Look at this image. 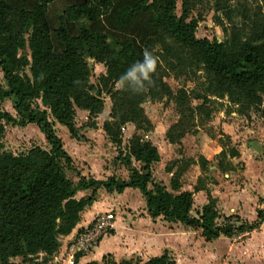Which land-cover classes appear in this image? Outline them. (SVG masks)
I'll list each match as a JSON object with an SVG mask.
<instances>
[{
	"label": "trees",
	"instance_id": "16d2710c",
	"mask_svg": "<svg viewBox=\"0 0 264 264\" xmlns=\"http://www.w3.org/2000/svg\"><path fill=\"white\" fill-rule=\"evenodd\" d=\"M53 1L36 0L35 4L15 7L14 0H0V72L5 83V88H0V103L9 101L16 114L14 118L0 111V139L2 123L17 127L34 125L49 147L48 150L34 147L25 155L13 156L3 152L0 144V264H13V259L38 255H43L45 262L50 260L59 249V241L70 235L81 214L97 201L100 189L117 194L126 189L137 190L151 219L161 217L168 224L199 229L205 242L219 237L231 240L239 233L256 230L264 220L261 211H257L256 223L249 225L232 216L224 217L223 225L218 226L221 215L209 194L198 218L192 217V194H172L152 180L150 167L159 162V155L151 143L137 135L130 140L124 155L119 152L121 164L129 171L126 181L115 177L105 181L80 178L74 184L66 177L65 168L71 165V160L54 127L65 128L73 140L80 141L75 111L87 112L91 120L102 114V93L90 84L92 69L88 61L105 68L100 80L111 86L120 84V90L112 94L111 122L103 125L111 143L121 145V129L127 124L135 129L150 126L142 109L144 103L148 99L159 102L172 97L160 68L157 67L152 82L146 83L139 93L120 82V77L143 59L145 49L168 64L171 71L178 65L194 63L201 67L210 96L226 99L240 116L257 113L264 126V19L255 16L250 25L240 26H224L217 19L224 39L209 41L195 38L196 21H188L185 10L180 17L176 16L177 0H127L132 4L117 13L114 27L121 28L136 16L148 15V32L156 33L146 36L142 48L137 50L130 41L117 42L89 28L109 14L115 0H81L80 5L65 9L57 27L51 30L46 14ZM227 9V2L213 8L214 12ZM67 23L80 24L77 35L68 34ZM156 45H160L161 52L155 50ZM166 59L169 61L165 62ZM26 69L30 76L26 75ZM199 110L205 113L200 123L208 120L212 112L205 106ZM181 124L182 120L166 133L172 145H180L185 136L183 133L173 137L172 130L181 128ZM229 155L234 157L235 152ZM220 157L219 165L223 168L225 154ZM131 161L141 165L140 168L132 167ZM198 163L205 172L208 163L203 158ZM204 182L199 180L195 191H206ZM179 187L173 179L172 191L177 192ZM88 191L86 197L76 198L78 193ZM234 223L239 226L235 228ZM81 255H75V264ZM144 264L174 263L165 252Z\"/></svg>",
	"mask_w": 264,
	"mask_h": 264
},
{
	"label": "rangeland",
	"instance_id": "374dc122",
	"mask_svg": "<svg viewBox=\"0 0 264 264\" xmlns=\"http://www.w3.org/2000/svg\"><path fill=\"white\" fill-rule=\"evenodd\" d=\"M225 2L228 3V9L226 11L214 12V6H222ZM183 10H185L188 14V21H196L197 28L195 31V38L207 39L209 41L216 40L217 42H222L224 37L221 32V28L218 26L217 19L221 20L224 26H240L242 24L250 25L255 16L256 18H258V20H260L261 18L264 19V15H262L264 14V0H177L175 10L176 16L180 17ZM152 35L155 36L156 33L151 32L149 36ZM155 50L157 52H161L160 45H156ZM184 56H188V53H186V55ZM140 59H142V55L140 56ZM168 61L169 60L166 59L165 62ZM88 65L91 67V63L89 61ZM167 66L168 64H165L158 59L157 67L160 68L163 82L170 89L172 97L163 98V100L159 102L148 99L142 106V109L145 118L150 123V126L147 127L146 125H143L140 126L139 129L132 130V128H135V126L127 124L121 129L122 138L121 145L119 146L112 144L108 137H103V125L105 122H111L110 109L112 106V94L113 92L120 90V84L117 83L111 86V84L100 80V74H103L105 72L103 67L98 66V68L94 67L93 69L91 67L92 76L90 78V84L95 86L102 93L100 96L104 106L102 114L91 120L88 117V113L86 115L79 113L78 110L75 111V125L76 128L79 127L78 135L81 138L80 141H72L73 139L70 137L66 129H59L58 131H55L56 136L62 143L63 150L65 152H70L72 155V160L70 159L71 165L65 168L66 177L70 181H72L74 184L77 183L79 181V173L81 172V170L84 171L88 163L95 164V166L99 168V171L108 172L109 174H112L117 178H126L129 171L128 168H125L121 164L119 152L124 155L128 151V146L131 143L130 140L134 135H137L144 141L151 143L159 150L162 162H160L159 166V168H161L159 170H156L157 172H159L157 174L163 180V182L166 185L169 184V179L163 172L166 169H170L173 170V172L179 173L178 177L181 178L183 187L185 189H188L189 187H194L197 182V171L192 166V164L195 159L196 162L198 161L201 149L199 148L201 141L200 138L203 135H207L212 138L220 136V138H218L219 147H221L222 149H226L227 154L229 152H234L236 149L235 143L224 136L221 133V129L217 128L216 125H213L216 123V120L218 118H221L220 113L224 111V107H227L229 109V112L234 113V116H232V123L237 131L241 130L240 128L253 126L255 133L257 134L259 128L261 129V120L257 113L250 112V120L249 116L243 117L238 115L236 107L230 106L227 103L226 99L219 100L210 96V92L207 90V83L204 79V74L201 67L193 63L191 65H178L173 71H171ZM25 73L27 76H30L28 69L25 70ZM0 88H5V83L3 82L1 72ZM176 99L179 102V108L176 105ZM204 106L206 110H210V112H212L213 114L210 115L208 120L200 123L201 120L205 119V113L200 111L199 108ZM0 111L7 112L14 118L16 117V114L13 111L12 105L9 101L0 103ZM247 119H249L248 122ZM181 120V128H174L172 130L174 138H176L179 134L185 133V136L183 138L184 140H182L181 145L179 146L178 144H176L173 146L166 144L165 142H167V140L164 137L166 136L165 134L168 131H171V128L178 126V124L181 123ZM221 120L225 119L221 118ZM93 124L95 125V127ZM2 126L3 134L0 139V144L3 148V152L9 153L13 156H19L25 155L34 147H39L45 150L49 149V147L45 143L43 135L35 126L27 125L25 127H17L6 125L4 123H2ZM197 127L200 129L199 131L196 130ZM241 132L242 131H239L238 133ZM83 134H86V136H84ZM68 139H70L73 144H76L74 149L70 146L68 147ZM162 139H164V141H162ZM211 152L212 150L209 151V154L207 155L210 156V154H212ZM186 163H191V167L185 169L184 164ZM131 166L139 169L141 165L136 164L135 162L133 163V161H131ZM205 175H207L208 178L205 181V185L208 188L216 184L213 182L212 176L217 179L223 180V176L216 174V172H213V170L205 173ZM203 177L204 175H202V178ZM102 178L106 179L107 175L104 174ZM151 178L156 179L157 176H152ZM230 180H232L230 192L238 193V191H240L239 189H242L244 187L242 181H244L245 179L240 175H233V177H229V181ZM218 185L220 191H229V187H227V185H224L223 183H220V181ZM167 187H169V185ZM250 189L253 195H256L259 191L257 185H255V188L253 187L252 189L251 187ZM98 192L97 201L102 203L103 208H106V212L95 216L90 223H88L84 228L80 230V232H82L85 228L90 227L93 224L94 220H96V218L103 215L112 217L110 219L111 226L106 228L104 235L92 249H87L84 253H81L83 256L93 253L103 239L110 238L114 235L113 226L117 218L122 217L121 221L122 224H124L122 225V228L125 229L129 234V232H133L138 229L139 224H141L140 219L144 217L143 212H146L145 202L140 193L128 192L121 197H118L117 195L111 196V193L109 194V192H106L103 189H100ZM225 194L226 193L222 194V196H225ZM86 196L87 195L85 194H80L77 195V198H84ZM262 202L263 200H261L257 196L256 201L253 202L255 206L242 209L240 218L235 215L239 214V212L231 213L227 215V217L237 216L240 221H242L241 218L248 220L250 217L255 216L253 218L255 222L253 221V223H256L257 208ZM192 217L196 219L198 218V215L195 211L192 212ZM223 218L224 216H221V218L217 221L218 226L223 225ZM160 222L162 221L160 220ZM181 226L183 228H187L183 225ZM234 226L235 228H237L239 226V223H234ZM142 229L145 230L144 227H142ZM262 229H264V220H262L256 230L252 232L239 233L231 240H229V243L234 246L235 251H238L241 248L240 246H243V244H245L247 240L253 238V236L261 232ZM195 231H197V229H195ZM144 233L145 232H141L142 235L140 236L143 237L145 235ZM75 236L70 242L68 241L69 243L66 242L64 243V245H62L63 239H61L59 241V249H61V252L57 251V253L52 256V259L60 258L62 261L60 264H66V256L67 254L71 255V252L72 254H74L75 259V255L79 254L74 252V249L78 247L77 245H74L73 242ZM125 237L127 238L125 244H131V239L128 237V235ZM197 237L198 236L196 235V238ZM122 238L126 239L124 237ZM61 247L64 249H62ZM198 249L199 248H196L195 250L198 251ZM126 250H128L129 252L128 247ZM165 252L167 253L169 259L173 262V254L167 251ZM127 258L128 259L126 260H123L121 258L116 259L112 254L105 253L102 259L97 264H144V262L139 261L138 257H136L135 255ZM115 260H117V263L115 262ZM48 261L49 260H47V262L44 261L43 255H38L25 259L19 258L16 262L17 264H48Z\"/></svg>",
	"mask_w": 264,
	"mask_h": 264
},
{
	"label": "crops",
	"instance_id": "0c3cea01",
	"mask_svg": "<svg viewBox=\"0 0 264 264\" xmlns=\"http://www.w3.org/2000/svg\"><path fill=\"white\" fill-rule=\"evenodd\" d=\"M23 3H26V5L27 3L35 4L36 0H14L15 7H19ZM81 3V0H54L47 8L46 19L49 28L51 30H54L57 27L58 18L65 9L71 6H78ZM131 4V1L115 0L113 8L109 12V14L100 18L95 23L90 24V30L94 33L105 34L109 38H112L117 42L130 41L135 49H141L142 42L146 38L145 36L150 35L146 27V22L149 19L148 15L136 16L132 21L128 22L121 28L114 27V19L117 13L124 7L130 6ZM66 29L69 35L75 36L78 34L80 24L67 23ZM89 62L91 63L92 69L94 67L98 68V66L103 67L102 65L96 64L93 61ZM103 69L105 70L104 67ZM103 75H105V72L103 74H100V76ZM79 113L87 115V112L79 111ZM232 116H234V113L228 112L227 107H224V111L220 113V117L225 120H221V118H218L216 120V123L213 125H216L217 128L221 129V133L235 143L236 149L234 151V157H231L229 153L227 154L226 149H222L221 147H219L218 138H220V136L212 138L207 135H203L200 138L201 141L199 148L201 149L198 161L200 158H203L208 164L206 166L207 170L204 172L203 170H201L198 161L196 162V159L193 161L192 166L197 171L198 177L196 185L201 179L206 181L208 178L205 173L211 170H213V172H216V174L223 176V180L217 179L212 176L213 182L216 184L213 183L214 185L209 188L205 185L204 182L206 191H195L196 185H194V187L185 189L181 182V178H175L176 172H173V170L170 169H164L165 171L163 173L169 179V187H167L168 185H166L157 174L159 173L157 172V170L161 168H159V166L162 160L159 150L155 147L159 155V162L152 164L150 167L151 177L157 176L156 179L154 178L155 180H152L154 182L156 181L162 183L165 189L172 194H179L184 192L191 193L193 198V206L190 213L191 216L193 211H195L198 215L202 207L207 204V194H209L211 198L216 201V206L221 216L227 217V215L231 213L239 212V214L235 215L240 218L242 209L255 206L253 202L256 201L257 196L261 200H263V202L257 208V211H261L264 214V126L261 121V129L259 128L257 134L255 133V130L252 126L253 124L250 125L252 127L247 126L245 128H240L241 130L239 131L242 132L238 133L239 131H237L233 126ZM249 117L251 120V114H249ZM248 121L249 119H247V122ZM77 128L79 129V127ZM59 129L65 128L59 125H55L54 130L58 131ZM133 129L135 128H132V130ZM196 130L199 131L200 129L197 127ZM83 135L86 136V134ZM103 137L107 138L105 133L103 134ZM164 137L167 140L166 136ZM183 138L180 140V145L182 143V140H184ZM72 141L75 142V140ZM162 141H164V139H162ZM67 143L68 147L70 146L73 149L75 148L76 144H73L70 139L67 140ZM165 143L168 145H172L168 142V140ZM211 150L212 154H210V156L207 155ZM66 153L72 160L71 153L67 151ZM222 153L225 154V158L222 159L223 168H220L219 160L221 159L220 155ZM190 167L191 163L184 164L185 169H188ZM107 173L108 172L105 171H99V168H97L95 164L88 163L84 171L81 170V172L79 173L78 179L91 178L95 181H105L110 177H115L112 174ZM104 174L107 175L106 179L102 178ZM236 174L245 179L244 181H242L244 187L242 189H239L240 191H238V193H233L230 192L232 180L229 181V177H233V175L235 176ZM202 175H204L203 178ZM117 179L126 181L128 179V175L126 176V178ZM173 179H176L178 181V184L180 185L177 192H173L171 189ZM219 181L220 183L227 185V187H229V191H220V188H218ZM255 185L258 186L259 191L256 195H253L250 188H255ZM128 192L139 193L137 190L126 189L121 194H109L111 196L117 195L118 197H121ZM89 193L90 191L78 193L77 195H89ZM224 193H226L225 196H222V194ZM105 210L106 208H103L102 203L98 201H96L90 208L86 209L81 214L80 222L72 230L70 235L63 238L62 245H64V243L68 241L70 242L72 238L82 228L90 223L95 216L103 214L104 212H106ZM143 215L144 217L140 219L141 224H139L138 229H136V231L129 232V234L125 229L122 228V225H124L121 221L122 217L117 218L113 226L114 235L110 238L103 239L99 243L98 247L94 250V252L90 255H81L78 261H76V264H88L91 262L98 263L105 253L112 254L116 259L121 258L123 260L128 259L127 257H132V255H135L136 257H138L139 261H143L144 263H146L151 259L160 257L165 251L173 254L174 264H264V229L254 235L250 240H247V242L243 244V246H240L241 248L238 251H235L234 246L229 243V239L227 238L219 237L218 239L211 242H205V240L201 236V230L199 229L195 231V229L183 228L180 224L169 225L168 223L164 222L161 217L157 219H151L146 212H143ZM254 217L255 216L250 217L248 220L241 218V220L244 223L250 225L251 223H253ZM160 220L162 222H160ZM142 227H144L145 230H143ZM141 232H145V235L143 237L140 236L142 235ZM127 235L131 239V244H125V241H127V238L125 236ZM196 235L198 236L197 238ZM122 237L126 239H123ZM127 247L129 248V252L128 250H126ZM196 248H199L198 251L195 250ZM60 250L61 249H59L58 251ZM115 262L117 263V260H115Z\"/></svg>",
	"mask_w": 264,
	"mask_h": 264
},
{
	"label": "built area",
	"instance_id": "2783aa9c",
	"mask_svg": "<svg viewBox=\"0 0 264 264\" xmlns=\"http://www.w3.org/2000/svg\"><path fill=\"white\" fill-rule=\"evenodd\" d=\"M111 216L103 215L99 216L94 220L93 224L85 228L82 232H78L74 239V245L78 247L74 249L75 253H84L87 249H92L99 241L100 238L104 235L107 227L111 226L110 219ZM85 247V248H83ZM66 264H75L74 254H67ZM19 258L11 260V263L17 264ZM62 261L60 258H51V261H48V264H60Z\"/></svg>",
	"mask_w": 264,
	"mask_h": 264
},
{
	"label": "clouds",
	"instance_id": "9594fccd",
	"mask_svg": "<svg viewBox=\"0 0 264 264\" xmlns=\"http://www.w3.org/2000/svg\"><path fill=\"white\" fill-rule=\"evenodd\" d=\"M158 58L149 50L143 52V59L134 63L121 77V85L127 83L134 93L143 91L146 83L152 82V74L155 73Z\"/></svg>",
	"mask_w": 264,
	"mask_h": 264
}]
</instances>
